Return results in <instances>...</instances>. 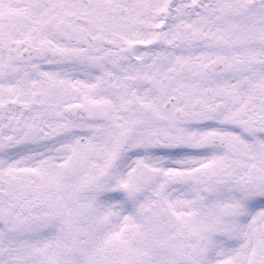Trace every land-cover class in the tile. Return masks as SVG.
<instances>
[{
    "label": "snow or ice",
    "instance_id": "snow-or-ice-1",
    "mask_svg": "<svg viewBox=\"0 0 264 264\" xmlns=\"http://www.w3.org/2000/svg\"><path fill=\"white\" fill-rule=\"evenodd\" d=\"M0 264H264V0H0Z\"/></svg>",
    "mask_w": 264,
    "mask_h": 264
}]
</instances>
